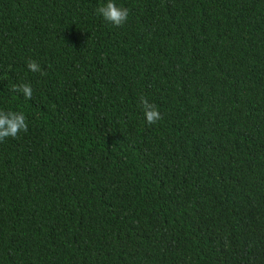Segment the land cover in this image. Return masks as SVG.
<instances>
[{"label": "trees", "instance_id": "1", "mask_svg": "<svg viewBox=\"0 0 264 264\" xmlns=\"http://www.w3.org/2000/svg\"><path fill=\"white\" fill-rule=\"evenodd\" d=\"M107 2L0 0V264H264V0Z\"/></svg>", "mask_w": 264, "mask_h": 264}, {"label": "clouds", "instance_id": "2", "mask_svg": "<svg viewBox=\"0 0 264 264\" xmlns=\"http://www.w3.org/2000/svg\"><path fill=\"white\" fill-rule=\"evenodd\" d=\"M96 11L105 21L116 27L122 26L127 21L129 15V10L124 7H118L114 0H108L106 4L98 7ZM27 67L32 72L40 71L38 63L34 60H28ZM41 74L43 75L44 73ZM11 90L23 94L26 99H31L33 95L32 87L27 83L14 84ZM140 103L149 125L155 124L161 119V114L155 104L149 103L147 98L143 96L140 98ZM21 131H28V124L23 113L0 111V142H3L8 137H17Z\"/></svg>", "mask_w": 264, "mask_h": 264}]
</instances>
